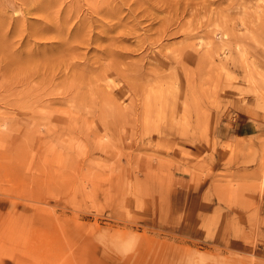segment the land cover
<instances>
[{"label":"rangeland","instance_id":"rangeland-1","mask_svg":"<svg viewBox=\"0 0 264 264\" xmlns=\"http://www.w3.org/2000/svg\"><path fill=\"white\" fill-rule=\"evenodd\" d=\"M0 264H264V0H0Z\"/></svg>","mask_w":264,"mask_h":264},{"label":"crops","instance_id":"crops-1","mask_svg":"<svg viewBox=\"0 0 264 264\" xmlns=\"http://www.w3.org/2000/svg\"><path fill=\"white\" fill-rule=\"evenodd\" d=\"M263 129V124L258 123L247 112H240L223 124L221 135L225 141H238L255 137Z\"/></svg>","mask_w":264,"mask_h":264},{"label":"bare ground","instance_id":"bare-ground-1","mask_svg":"<svg viewBox=\"0 0 264 264\" xmlns=\"http://www.w3.org/2000/svg\"><path fill=\"white\" fill-rule=\"evenodd\" d=\"M51 23H52V22H51ZM206 57H207V56H206ZM207 58H208V57H207ZM204 60H205V59H204ZM204 60H203V61H204ZM123 113H124V112H123Z\"/></svg>","mask_w":264,"mask_h":264}]
</instances>
